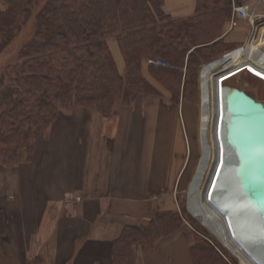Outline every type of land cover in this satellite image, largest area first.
I'll list each match as a JSON object with an SVG mask.
<instances>
[{"label":"crops","instance_id":"obj_1","mask_svg":"<svg viewBox=\"0 0 264 264\" xmlns=\"http://www.w3.org/2000/svg\"><path fill=\"white\" fill-rule=\"evenodd\" d=\"M234 1L246 12L256 2ZM195 7V0H163L175 19L192 17ZM249 27L245 16L231 12L221 35L236 48L229 56L252 40ZM158 98L139 96L108 117L71 106L46 140H34L29 161L24 153L14 165L0 163V264H111L113 244L126 227L146 225L155 213H179L174 194L186 163L172 155L184 146L181 125L165 115ZM45 145L50 161L44 171ZM65 194L80 201L64 203ZM185 224L151 249L137 246L136 264H193L194 236Z\"/></svg>","mask_w":264,"mask_h":264},{"label":"trees","instance_id":"obj_2","mask_svg":"<svg viewBox=\"0 0 264 264\" xmlns=\"http://www.w3.org/2000/svg\"><path fill=\"white\" fill-rule=\"evenodd\" d=\"M4 1L8 8L0 10V54L14 36L15 17L28 16L33 3L43 4L30 42L20 49L13 66L6 67L24 94L0 107L3 164L14 165L12 161L27 155L29 141L52 126L63 112L60 106L68 108L75 101L108 117L115 106H129L139 94L157 95L142 73L146 60H162L165 67L147 66L148 73L163 87H173V92L178 93L183 82L184 94L200 58H212L230 48L221 35L232 0H195L196 12L188 19L165 14L163 0ZM109 35L122 52L123 76L110 56ZM2 81L3 77L0 88ZM184 219L196 232L192 220ZM182 225L179 213L165 212L155 213L146 225L126 227L113 244L111 264H136L137 246L151 249ZM195 234L190 248L193 264H232L207 236L201 240Z\"/></svg>","mask_w":264,"mask_h":264},{"label":"rangeland","instance_id":"obj_3","mask_svg":"<svg viewBox=\"0 0 264 264\" xmlns=\"http://www.w3.org/2000/svg\"><path fill=\"white\" fill-rule=\"evenodd\" d=\"M252 2L255 0H235L234 3L241 6L242 2ZM257 1V0H256ZM233 3V2H232ZM42 2H39L37 4L33 3L29 7L30 14L27 15H20L18 14L15 18L16 22V27L14 30V36L12 40L8 43L4 51L0 54V78L3 77L2 83L4 84L3 88H0V107L2 108L3 105H6L8 102L12 101L15 95H21L24 94V88L21 85H16L11 81L12 78V73H8L6 70V67L9 65H12L15 63L18 53L22 47H24L27 43L30 42L35 30H36V24H35V17L39 10L42 8ZM170 11L172 14H176L177 8L176 6L171 3ZM8 8V4L4 0H0V10H5ZM176 8V10H175ZM167 14V13H165ZM169 15V14H167ZM171 16V15H170ZM172 17V16H171ZM173 18V17H172ZM175 19V18H174ZM245 28L247 27L246 25L244 26ZM264 27V19H262L261 22H254L253 25L250 28V31H253L252 39H257V38H262L264 37V32L261 34V28ZM264 41V40H263ZM106 43L108 46V50L110 53V56L113 58L115 61L116 58L122 59L123 66H118L116 65L117 71L123 76L126 67L124 64V59L121 50H119V45H117L116 40L114 36L109 35L106 37ZM229 49L224 50L220 55H217L215 57H210V58H200L199 64L195 67V75H194V80L190 81L191 84H188L186 87L184 94H183V82L181 86L178 89V93L175 91L173 92V87L170 88H165L159 84L156 79L153 76H151L148 73V67H142V72L144 78L148 81H153L157 84L156 89L158 90V98L160 102V106L165 109V115L167 117L179 118L180 120V125H181V139L184 142L183 148H180L176 151L173 152L172 157H175L176 154H179L182 158H185V167L182 171L180 180L181 183L178 186V188L175 191V199L178 204L179 211L181 215L184 218L191 219L192 222L195 224L196 230L199 232H194L192 231L191 228L187 226V223L185 224L188 232L192 233L197 236L199 239H203L204 237H208L210 240L209 242L212 243L213 245L216 244L218 248L224 253L225 258L232 263V264H238L237 261L234 260V258L230 255V253L223 247V245L220 243L218 240L217 236L209 230L206 226L202 224L200 219L198 218L196 211L194 209V206L190 204L189 201V191L193 186V182L195 180V174L196 171L200 168L202 170L201 176L204 174L206 171V167L208 164H203L202 162V149L200 147V142H199V133H198V126H199V119H200V111H201V89H200V81L202 77V71L205 69L208 65H211L212 63L215 62H222L223 60L227 59L229 55L234 53V50H236L234 45H230ZM116 47L118 48L117 51L110 50V48ZM246 45L243 48H245ZM241 49V48H240ZM264 49V45H263ZM236 52V51H235ZM208 54V53H207ZM156 60V59H155ZM147 61V60H146ZM116 62V61H115ZM146 66H150L148 62L146 63ZM217 70V69H216ZM190 77V76H189ZM20 78V77H19ZM184 81V80H183ZM224 88L226 92L228 91H237L240 93L242 96L250 99L251 101L258 103L262 106H264V81L262 77L246 70L241 72L240 74L233 76L226 80L224 82ZM142 95H150V94H139L137 97H141ZM136 97V98H137ZM136 99L132 101L134 103ZM132 103H129L131 105ZM67 106L70 108L71 106L78 105L75 101L70 102ZM140 106H146L150 105L148 103H144V101H139ZM80 106V105H78ZM66 106H60L59 108L62 111H66L68 108H64ZM82 107V106H80ZM207 108V106H206ZM173 128V127H172ZM51 126L46 130L42 135L43 139L46 140L48 138V132L50 131ZM171 136L173 137V132H171ZM35 139H32L29 141L27 148V161L30 160L31 157V149L33 146V142ZM48 145V144H46ZM45 145V146H46ZM44 155L47 154V146L46 149L43 150ZM50 154L43 156V170H46V166H48V163L50 161ZM20 158V157H19ZM18 158V159H19ZM18 159H15L12 162H17ZM13 165V164H11ZM207 174V173H206ZM205 176L202 184L200 179L198 181V185H196V188H198L201 185V188L203 187L204 182L206 181ZM66 195V194H65ZM64 195V196H65ZM64 203H67L66 198L64 197ZM178 213V212H177ZM203 235V236H202ZM206 237V238H207ZM195 237L192 238V245L194 242Z\"/></svg>","mask_w":264,"mask_h":264},{"label":"bare ground","instance_id":"obj_4","mask_svg":"<svg viewBox=\"0 0 264 264\" xmlns=\"http://www.w3.org/2000/svg\"><path fill=\"white\" fill-rule=\"evenodd\" d=\"M262 32H264V27L261 28V34ZM263 40L264 37L254 38L239 53L227 57L222 62L208 65L203 69L200 81L201 111L198 133L202 149L201 163L208 165L202 176V167L196 171L193 186L189 191V201L194 206L202 224L217 236L220 243L238 264H257L246 252L247 248L243 246V241L241 240V237L250 239L256 235V230L252 228V223L245 221L246 224H242L244 227V231H242L239 228L238 215L245 217L246 209L248 210L247 206H243L238 201V197L234 196L232 192L229 194L227 192H218V184L226 162L223 135L225 94L227 92L224 88V81L246 70H250L264 78ZM229 73L234 74L224 79ZM206 175L203 187L201 188L200 185L196 188L198 181L202 179L200 183L202 184ZM232 220L238 230H236L237 234L233 229ZM254 243L261 247L256 248V253H260L264 257V246L261 240L254 239L253 242L249 241V244L253 245Z\"/></svg>","mask_w":264,"mask_h":264},{"label":"water","instance_id":"obj_5","mask_svg":"<svg viewBox=\"0 0 264 264\" xmlns=\"http://www.w3.org/2000/svg\"><path fill=\"white\" fill-rule=\"evenodd\" d=\"M223 136L226 162L218 192H232L243 206H247L245 217L238 215L239 228L244 231L242 224H246L245 221L252 223L256 235L250 239L239 238L250 257L257 264H264L263 255L256 253L260 246L249 244V241L259 239L264 246L261 235L264 233V106L237 91H228L225 94ZM231 223L237 234L233 220Z\"/></svg>","mask_w":264,"mask_h":264},{"label":"built area","instance_id":"obj_6","mask_svg":"<svg viewBox=\"0 0 264 264\" xmlns=\"http://www.w3.org/2000/svg\"><path fill=\"white\" fill-rule=\"evenodd\" d=\"M256 7H261L262 8V14L261 15H257L253 12H251L250 14H247V13H244L240 10H236L238 11L239 13L243 14V15H247L249 20L250 21H253L255 19H260V17H264V0H258L257 3H256ZM150 64L156 66V67H165V63L161 60H157L155 62H149ZM66 199L68 201H71L72 198L69 196V195H66ZM76 201H78L79 199L78 198H75Z\"/></svg>","mask_w":264,"mask_h":264},{"label":"snow or ice","instance_id":"obj_7","mask_svg":"<svg viewBox=\"0 0 264 264\" xmlns=\"http://www.w3.org/2000/svg\"><path fill=\"white\" fill-rule=\"evenodd\" d=\"M261 235H262V237H264V233H262Z\"/></svg>","mask_w":264,"mask_h":264}]
</instances>
